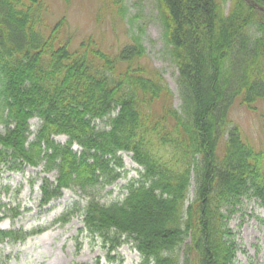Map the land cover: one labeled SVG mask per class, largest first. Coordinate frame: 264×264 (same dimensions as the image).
<instances>
[{
  "label": "trees",
  "instance_id": "16d2710c",
  "mask_svg": "<svg viewBox=\"0 0 264 264\" xmlns=\"http://www.w3.org/2000/svg\"><path fill=\"white\" fill-rule=\"evenodd\" d=\"M155 1L178 108L162 76L139 63L137 39L116 53L90 36L73 47L63 22L47 31L37 0H0V175L22 164L56 171L41 202L62 190L84 195L85 232L110 250L124 238L139 264H234L230 215L243 199L264 209V150L229 119L237 101L254 110L264 100V0L226 10L222 0ZM120 153L138 178L121 201L100 204L97 192L123 174ZM23 236L0 231V240Z\"/></svg>",
  "mask_w": 264,
  "mask_h": 264
},
{
  "label": "rangeland",
  "instance_id": "374dc122",
  "mask_svg": "<svg viewBox=\"0 0 264 264\" xmlns=\"http://www.w3.org/2000/svg\"><path fill=\"white\" fill-rule=\"evenodd\" d=\"M46 12L48 32L63 22L62 38H71L76 47L90 36L103 51L116 53L137 39L144 50L140 64L157 71L179 106L176 91L177 69L163 42L160 15L155 0H125L121 8L106 0H37ZM232 0H222L226 10ZM41 10V9H40ZM249 110L237 101L229 114L230 122L239 127L242 137L257 151L264 150V100ZM99 126L98 122L96 123ZM36 132L38 122L29 123ZM0 131L3 126L0 124ZM33 136L30 135L29 141ZM54 141L64 145L65 136ZM75 151L79 148L75 145ZM123 174L110 187L99 190L96 200L103 205L121 201L123 187L138 178L139 167L128 153L119 154ZM19 170H5L0 175V231L24 235L22 240H0V264H139L140 257L132 245L121 238L115 250L98 238L89 236L83 227L82 210L87 199L79 192L63 190L62 196L47 205L41 203L43 181L54 184L56 171L43 173V165L22 164ZM193 196L192 188L189 197ZM228 228L235 245L234 264H264V209L255 199H243L230 215ZM31 233V235H29Z\"/></svg>",
  "mask_w": 264,
  "mask_h": 264
}]
</instances>
